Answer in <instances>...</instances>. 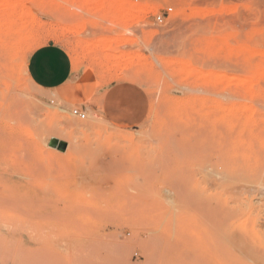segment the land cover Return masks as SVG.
<instances>
[{
  "label": "rangeland",
  "instance_id": "374dc122",
  "mask_svg": "<svg viewBox=\"0 0 264 264\" xmlns=\"http://www.w3.org/2000/svg\"><path fill=\"white\" fill-rule=\"evenodd\" d=\"M51 41L102 89L141 85L146 121L37 88L27 60ZM263 254L264 0H0V264Z\"/></svg>",
  "mask_w": 264,
  "mask_h": 264
},
{
  "label": "crops",
  "instance_id": "0c3cea01",
  "mask_svg": "<svg viewBox=\"0 0 264 264\" xmlns=\"http://www.w3.org/2000/svg\"><path fill=\"white\" fill-rule=\"evenodd\" d=\"M27 72L37 88L83 110L90 107L114 127L136 130L148 117L150 96L141 85L125 81L100 88L97 77L88 75L85 66H77L68 49L56 41L29 56Z\"/></svg>",
  "mask_w": 264,
  "mask_h": 264
},
{
  "label": "built area",
  "instance_id": "2783aa9c",
  "mask_svg": "<svg viewBox=\"0 0 264 264\" xmlns=\"http://www.w3.org/2000/svg\"><path fill=\"white\" fill-rule=\"evenodd\" d=\"M171 11H172V8H169L166 14L168 15L169 12ZM156 20L158 23H162L165 20V15H159ZM72 114L74 117H77L81 120L86 119L87 117V114L79 108L72 109Z\"/></svg>",
  "mask_w": 264,
  "mask_h": 264
},
{
  "label": "bare ground",
  "instance_id": "6f19581e",
  "mask_svg": "<svg viewBox=\"0 0 264 264\" xmlns=\"http://www.w3.org/2000/svg\"><path fill=\"white\" fill-rule=\"evenodd\" d=\"M12 37V36H11ZM10 37V38H11ZM3 45V44H2ZM32 83V82H31ZM51 107V106H50ZM55 108V107H54ZM56 109V108H55ZM63 144H65L64 142H62V141H56V144H54L53 146H52V148H55V149H57V150H59V151H63V149L66 147V146H64V147H62V145ZM66 145V144H65ZM261 248L263 249V244H262V246H261ZM264 255V254H263Z\"/></svg>",
  "mask_w": 264,
  "mask_h": 264
},
{
  "label": "water",
  "instance_id": "95a60500",
  "mask_svg": "<svg viewBox=\"0 0 264 264\" xmlns=\"http://www.w3.org/2000/svg\"><path fill=\"white\" fill-rule=\"evenodd\" d=\"M66 146L65 144L62 145V147Z\"/></svg>",
  "mask_w": 264,
  "mask_h": 264
}]
</instances>
